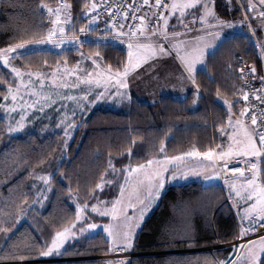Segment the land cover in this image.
I'll list each match as a JSON object with an SVG mask.
<instances>
[{"label":"trees","instance_id":"16d2710c","mask_svg":"<svg viewBox=\"0 0 264 264\" xmlns=\"http://www.w3.org/2000/svg\"><path fill=\"white\" fill-rule=\"evenodd\" d=\"M215 0L218 16L225 20L242 17V7L235 0L225 5ZM56 7L59 0H44ZM90 0H67L71 5L73 28L84 26V5ZM244 4L242 0H239ZM40 0H0V49L28 39L34 33L46 34L49 28L47 13L38 7ZM97 28V27H96ZM71 29V28H70ZM96 30V29H95ZM90 31L93 36L96 31ZM256 33L259 32L256 31ZM82 48L99 52L102 62L113 69L122 68L127 52L111 43H81ZM36 55L12 60L22 70L49 71L57 63L72 66L77 60L76 48L61 50L38 48ZM264 46L261 38L252 40L245 33H234L221 40L216 49L206 55L204 68L195 72L199 95L193 91L183 98L162 96L153 102L130 100L127 110L95 107L76 130L72 140L65 145L59 134L41 133L24 129L9 135L4 109L0 108V209L15 208L24 196L27 204L34 199L36 189L31 185L34 174L53 173L52 191L43 206L33 207L17 224L10 239L0 234V264H101L98 260L37 261L36 252L19 261L10 257L13 244L26 238H34L37 248L50 243L55 231L75 219V207L70 201L68 186L83 202L91 198L101 173H106L109 159L121 168L131 163H143L159 157L160 142L165 144L169 156L186 152L193 147L199 151L212 148L218 139L221 125L226 123L228 111L220 99L238 101V89L242 86L237 62L242 59L254 66L255 77L264 76ZM47 65H44V61ZM10 70L0 64V77L15 86ZM7 85L0 86V103ZM220 90V97L216 95ZM239 101L233 110L244 106ZM130 151V154H129ZM43 161V163H41ZM96 191V190H95ZM101 197L105 194L100 193ZM221 185H203L197 181L165 186L155 209L145 218L137 231L130 250L140 254L130 257L125 264H218L228 259L231 248L177 251L209 248L217 243H227L236 236L235 217L224 201ZM93 222L106 218L92 216ZM178 234H187L192 241L180 242ZM109 248L102 232L67 243L58 256H81L102 253Z\"/></svg>","mask_w":264,"mask_h":264},{"label":"snow or ice","instance_id":"6c2138e0","mask_svg":"<svg viewBox=\"0 0 264 264\" xmlns=\"http://www.w3.org/2000/svg\"><path fill=\"white\" fill-rule=\"evenodd\" d=\"M214 3L215 0H154V3H150V0H142L141 3H136L133 0L132 4L125 7L114 3L107 4L102 0L104 9L110 14V25L105 31L114 33V38L117 40H121L125 36L129 37L127 62L122 65V68L115 70L111 65L101 69L98 63L101 58L97 52L95 59L91 56L84 57L92 60V64L96 68V76L93 77V74L89 72L87 76H76V82L69 84L66 77L76 75L81 61H77L72 69H69L65 62L63 70H61L58 62L57 67L51 68L47 72L33 71L30 67L25 71L11 63L17 58L38 54L35 47L30 48L29 46L50 44L59 48L65 43L76 45L83 43L74 30L71 34L66 32V26L73 28L71 5L67 3V0H59L55 8L45 3L44 0H40L38 7L47 12L51 25L46 34L37 36L34 33L28 39H20L17 43L0 49V62L4 67L10 69L8 74L12 75L15 81V87H13L12 83L0 77V86L7 85L6 92L2 94L4 102L0 103V108H3L6 114L16 113L19 116V119L14 120V122L12 118L8 120L7 133L11 135L24 129L25 120L29 117V109H38L39 112L43 113L46 107L56 103L52 97L58 95V92L55 91L57 89L79 88L81 84L86 85L87 90H81L83 94L80 99L93 104L106 97L108 99L116 97L118 100L130 99L127 91H121L128 89L127 78L129 74L157 55H171L172 50L175 51L176 58L188 73V79L196 85L194 73L197 70V65L204 63L206 50L211 42L221 36L219 31H209V29L235 26L232 22L223 20L216 15ZM102 4L91 0L90 3L84 5L85 15L89 12L94 14L87 26L80 27V33L94 30L92 25L99 16V12H95V10L101 8ZM144 6H147V9ZM241 7L246 9L247 13L254 14L252 19H259L264 24V0H258V3L247 0V3L241 4ZM113 9H115V15H111ZM141 10H143V14L137 16L136 12ZM197 12L199 13L198 16ZM118 16L125 21L131 16L133 21L138 20L139 23L135 26L129 24L128 31L125 32L123 31L124 24L117 22ZM174 16L177 25H172V27L180 26L184 30L183 32H169V20ZM188 17H191V20L189 23H185ZM197 22L201 25L204 36L210 37L211 40H205L204 36L196 37L195 43L180 39L185 33L193 30L190 24ZM240 23H248L251 29L248 15H245L244 20ZM252 31L254 33L255 29ZM121 42L123 41L121 40ZM164 42H169L170 46L166 48ZM81 56L83 57L84 54L81 53ZM43 63L47 65L48 62L45 60ZM240 72V79L247 83L244 69L242 68ZM248 72L253 79L256 78L254 66L248 69ZM259 79L262 82L260 89L245 90V87L241 86L238 92L234 93V95L242 96L245 102V106L240 109L239 115L235 118L232 109L233 105L239 101L223 100L228 111L227 122L221 125L222 135H226L228 138L226 145H216L215 148H209L206 151H199L193 147L187 152L169 156L166 154L164 142L161 141L158 149L161 154L159 157L147 159L143 163L135 165L129 163L124 166L125 183L119 186V196L110 202L109 206L102 208L98 207V204H105V202L96 197L95 190L103 191L106 184H112V180L107 179L105 173H101L100 180L95 183L94 189H89L87 192L91 199L97 201L96 203L89 205L85 202L81 204L78 197L71 196L73 190L69 185L70 199L75 202V219L70 224L55 231L50 244L45 242L37 248L38 242L34 238H26L19 244H13L11 246L13 251L8 258L24 261L33 252L45 257L54 253L59 254L62 245L70 238L74 239L78 233L83 235L89 230L101 227L97 223H86L77 231V222L85 220L84 209L88 207L101 217L111 218L109 223L102 225L103 232L107 233L108 238H110L108 251L116 252L130 249L133 246L135 228L143 219L144 210L159 195L166 181L176 180L178 177L187 179L189 176H202L205 181L223 178L224 183L231 190L229 198H232V193H234L236 198L247 202V206L242 209L243 215L240 216L237 239L255 233L258 228L264 231V76L259 77ZM46 81L49 82L48 86L53 91H45ZM93 86L102 87L103 91L96 92L95 99L89 100ZM110 86H114L116 90L110 91ZM196 87L199 89V85ZM25 95L33 99H25ZM216 95L218 98L220 97L219 89H217ZM250 96L259 104L249 103ZM67 99L76 98L68 96ZM8 101L11 102L8 103ZM72 115L75 117L76 113L73 112ZM62 122H67L66 116ZM74 126L75 120L73 119L72 123L64 129L66 137L70 135L69 130ZM227 129H231V131H227ZM188 158H196L195 163H187ZM233 160H236L240 166L230 167L229 163ZM108 167L113 174L116 173L117 170L111 159H109ZM228 173L233 174L231 183H229ZM32 175H34L35 181L39 182L31 185L33 189H36L32 203H26L28 196L25 195L15 208L8 205L7 211L0 209V234H3L6 240L11 238V234L14 233L21 218L26 216L36 204L43 206L44 201L48 199L47 193L52 191L53 173H33ZM237 178H239V183L236 182ZM137 204L140 205V215L138 217L130 216L127 210L129 208L135 210ZM245 221H247V227L244 226ZM178 239L180 242L192 241V237L187 234H178ZM106 264H125V261L109 260L106 261ZM219 264H264V235L234 247L231 260L220 261Z\"/></svg>","mask_w":264,"mask_h":264},{"label":"rangeland","instance_id":"374dc122","mask_svg":"<svg viewBox=\"0 0 264 264\" xmlns=\"http://www.w3.org/2000/svg\"><path fill=\"white\" fill-rule=\"evenodd\" d=\"M222 2L225 5H227L229 3V0H223ZM242 2L244 4L247 3V1H243V0H242ZM235 3H236L237 6H239L241 8V3L239 2V0H235ZM256 3H258V1ZM53 8H55V7H53ZM242 10L243 11H242V17L241 18H239L237 20H226V21L232 22L235 25L234 27H232V28L217 27L215 29H209V31H219L221 33V36H220V38H218L216 40H213L211 42L209 48L206 50L207 53L208 52H212L221 39L226 38L228 36H231L234 33H239V34L240 33H245V34L249 35V37H251L252 40H258L260 37L258 36V33H256V31H257L256 29L261 30V34H262L261 41H262V46H264V24H262L259 19H252V16H251L252 13H247L246 9L242 8ZM214 11H215L216 15L218 16V14H217V12L215 10V7H214ZM196 14H197V16L199 15L198 12ZM245 15L249 16V22L251 23V29L249 28V24L248 23H244V24L240 23V21L244 20ZM47 16H48V14H47ZM190 20H191V17H188L185 20V23H189ZM223 20H225V19H223ZM88 22L89 21L85 22L84 26H87ZM96 24H97V22L95 21V23L92 25L93 29L94 30L96 29L95 31L97 32L96 33L97 35H95V36H93L89 32L80 33L79 32L80 28H77V30H76V27L70 29V28H68L66 26V32L68 34H71V32L74 30L76 35L83 41V43H92V44H96V43H111V44L119 45L120 40H117V39L114 38V33L110 32V31H105V29H102V28H98L96 26ZM172 25H177V20H176L175 16L172 17V20L171 19L169 20V29H168L169 32H171V31L183 32L184 31L180 26H176L175 28H173ZM49 27H51L50 23H49ZM190 27L193 30L191 32L185 33V35L180 37V39H185V40H188V41H190L192 43H195L196 42L195 38L198 37V36H204V31L201 30V25L199 24V22H197L195 24H190ZM252 29H255L256 31L253 33ZM204 39L205 40H211V38L207 37V36H204ZM164 46L166 48H168L170 46L169 42H164ZM29 47L30 48L31 47H35L36 49H38V48H50V49H53V50H61V49L68 48V47L76 48L77 51H78L77 60H76L74 65H72V66L67 65V67L69 69H72L76 65L77 61H81V64H80L79 70L77 71L76 75H72V76L66 77V79H67L69 84L76 82V76H87V74L89 72H91L93 74V77L96 76V68L92 64V60L91 59H85L84 57L91 56L93 59H95L96 58L95 57V53H97V52L96 51L90 52V51L82 48L80 44L76 45V44L65 43L64 45H62L59 48H57V47H55L53 45H50V44L36 45V46H29ZM125 51L128 52V49L125 50ZM81 53L84 54L83 57L81 56ZM170 56L175 58L179 62V64L181 65L180 61L175 56V51L174 50H172V54L171 55H157L155 58H161L163 60V59H167ZM100 58L101 59L98 60V63L100 64L101 69H104V68L107 67V65H105L102 62V57L101 56H100ZM127 58H128V56H127ZM155 58L149 59L147 62L143 63L140 68H138L134 72L130 73L129 76H128V80H130L131 83H132V80H136V79L139 80V76L141 75L140 74L141 71L143 69H146L147 66H149V67L152 66L153 61L157 60ZM0 64L3 65L2 62H0ZM59 65H60L61 70H63V68L65 66V62L60 63ZM200 66L204 67L203 64L200 65ZM113 70H115V69H113ZM25 79H27V77H25ZM33 79L35 80L36 78L34 77ZM140 79H141V77H140ZM48 85H49V82L46 81V83H45V91L46 92L53 91ZM37 86H38V84H37ZM82 89L83 90H87V86L81 84L79 86V88H71L70 87V88H67V89L61 88V89L55 90L56 92H58V95H53L52 98L56 101V103L51 104L50 107H46L44 109L43 113L39 112L38 109H29V117L26 118V120H25L24 129H30L32 131L36 130V131H39L41 133H55V134H59L61 139H62V141H63V143L65 145H67L72 140L76 130L78 129L80 124L84 121V119L86 118L88 113L91 110H93L95 107L112 108V109H118V110L120 109V110H123V111L127 110V106H128L127 99L118 100V98H116V97H113L112 99H108L106 97V98H104L102 100L97 101L94 104L82 101L80 99V97L83 94L82 91H81ZM109 90L114 92L116 89H115L114 86H110ZM132 90H135V89L132 88ZM98 91H103V88L102 87L93 86L92 92L89 94V100H94L95 99V93L98 92ZM121 91H127V90H121ZM68 96L75 97L76 99L69 100V99H67ZM61 97H63V99H61ZM25 99H29L30 100V99H33V98L25 95ZM238 101H242V96L239 95ZM10 102L11 101H8V103H10ZM219 102L222 105H224V107L227 109V105H225L223 103V99L219 98ZM241 108H242V106L238 107L237 111H234L232 109L234 118L239 115V111H240ZM17 112H19V109H17ZM73 112L76 113L75 117H73V115H72ZM33 113H35V115H33ZM65 116L67 117V122H62L64 120ZM4 117L6 119V122H8V120L10 118L13 119V122H14V120H18L19 119V116L16 113L6 114L5 111H4ZM73 119L75 120V126L72 127L69 130L70 131V135H68L66 137L64 129L68 126V124L72 123ZM21 131L22 130L14 132L13 134H16V133L21 132ZM227 131H231V129H227ZM220 141H222V142H220ZM223 141H226V143H223ZM227 143H228L227 136L226 135H222L221 130H220V132L218 133V139H217L216 143L214 144V146L212 148H215L216 145H226ZM176 155H178V154H176ZM111 161H112V164H113V160H111ZM195 161H196V158H188L187 163L191 164V163H195ZM124 166H122L121 168L114 166L115 169L117 170L116 173H114V174L112 173V170L108 167V169H107L105 174H106L107 179L112 180V184H110V185L106 184L104 186L103 192H104L105 195L103 197L100 196L101 195L100 194L101 193L100 190H96L95 191L96 197H98V199L100 201H104L105 202V204H98V207L102 208V207H105V206H109L110 202H112L116 197L119 196V194H120L119 186L121 184L125 183V173L123 172ZM129 180H131V178H129ZM190 181H198V182H200V183H202L204 185L213 184V183H219L227 191L228 194H230V191H231L229 186L224 183V179L221 180V178H217V179H214L212 181H205L202 176H189L187 179H183V178H179L178 177L176 180L166 181L164 187L160 190L159 195L157 197H155L152 200V202L148 205L147 209L144 210L143 219L139 221V226L135 228V231H134V234H133V239H134L137 231L141 227V225H142L143 221L145 220V218L157 206L159 198H160L161 193L163 192L165 186L171 185V184H183V183L190 182ZM231 182H232V177H229V183H231ZM236 182L239 183V178H237ZM47 195H48V193H47ZM71 196L72 197H78V195L76 193H72ZM232 197L234 198L233 206L235 204V206L233 208L236 211L238 221L240 222V216L243 215L242 209L247 206V202L245 200H240L239 198H236L234 193H232ZM70 201L75 207V202L73 201V199H70ZM78 201L81 204L85 203V202L81 201L79 199V197H78ZM96 202L97 201L95 199H90L87 203L90 205V204L96 203ZM43 205H44V203H43ZM39 206H41V205L40 204H36L34 207H39ZM75 210H76V208H75ZM238 210H240L239 214H238ZM127 211H128V214L130 216L138 217L140 215V212H141L140 205L137 204L135 210L132 209V208H129ZM96 215L98 217H101L98 213L92 212L90 207L84 209L85 220L82 221V222H77V231H78L79 227L85 226L86 223H97L101 227H98L97 229L89 230V232H86L83 235H80L78 233L76 238H74V239L70 238L69 240H67L65 242V244L62 245L60 250H62L63 247L69 242H72L74 240H78V239H80L82 237L93 235V234H95L97 232H102L104 237L108 241V244L110 245V238H108L107 233L103 232L102 225L105 224V223H109L111 218L110 217H102V218H106L107 220L106 221H101L100 220V221H97V222H93L92 216H96ZM244 225H246V224L244 223ZM50 243H51V241H50ZM214 248H216V247H214ZM233 249L234 248L232 247L231 248V252H232L231 256L228 257V260L226 259L225 261H230L231 260L232 255H233ZM58 255L59 254H55L54 253V254L46 256V257L45 256H41V258L38 259L37 261H40L41 259H45L47 257H54V256H58ZM101 264H106V263L101 262Z\"/></svg>","mask_w":264,"mask_h":264},{"label":"crops","instance_id":"0c3cea01","mask_svg":"<svg viewBox=\"0 0 264 264\" xmlns=\"http://www.w3.org/2000/svg\"><path fill=\"white\" fill-rule=\"evenodd\" d=\"M243 1H247V0H243ZM257 1L258 0H253L254 3H256ZM253 15L254 14H251V16ZM170 19L172 20V18ZM256 30L259 32V35L261 38L262 37L261 30H258V29ZM221 40L218 42V44L221 42ZM212 52H208V53L206 52V55ZM155 59L157 60L153 61L152 66L150 67L147 66L146 69H143L141 71L139 80L137 79L132 80V83L130 80H128L127 93L130 96V99H127L128 103L130 102L132 98L138 101H145V102H153V101L158 100L160 97L167 96V95L175 97V98H183L189 91H193L195 98L199 95L200 92L197 89L196 85L192 84V82L188 79V73L185 71L183 66L180 65L179 62L175 58L170 56L167 59H163V60L161 58H155ZM204 63H205V58H204ZM200 65L202 64L197 65L196 71L204 68V67H201ZM132 88L135 90H132ZM244 106H242V108ZM227 118H226V122H227ZM223 143H226V141H223ZM213 184H219V183H213ZM223 190H224L225 195L229 197V194L227 193V191L224 188ZM230 199H231V203H230L231 209L234 213V216L237 218V213L233 208L234 198L232 197ZM245 224L247 225V221H245Z\"/></svg>","mask_w":264,"mask_h":264},{"label":"built area","instance_id":"2783aa9c","mask_svg":"<svg viewBox=\"0 0 264 264\" xmlns=\"http://www.w3.org/2000/svg\"><path fill=\"white\" fill-rule=\"evenodd\" d=\"M91 2V0H90ZM89 2V3H90ZM96 3L98 4H102V0H95ZM105 3L107 4H117V5H124L125 7L129 4L133 3V0H104ZM136 3H141L142 0H135ZM150 3H154V0H150ZM145 9H147V6H144ZM95 12H99V16L96 20L97 24H98V28H102V29H106L107 27H109L110 25V14L104 9L103 4L101 6V8L96 9ZM94 13H87V15H84L85 20L89 21L91 19V16ZM143 14V10L136 12V15H142ZM111 15H115V9H113V12ZM117 22L118 23H123L124 24V28L123 31L127 32L128 31V26L129 24L135 26L136 24L139 23L138 20L133 21L131 19V16L128 17V19L125 20H121L120 17H117ZM121 40L123 42H121ZM120 40V47L122 50H127V43L129 42V37L125 36L122 37ZM262 61L264 64V59L262 57ZM238 70L240 72V70L243 68L244 69V75L245 78L247 80V83H245V81H242V86L245 87V90L248 89H260L262 86V82L260 79H253L252 75L248 72V69H250L252 66L246 64L242 59L239 58L238 62ZM241 75V72H240ZM255 75V74H254ZM249 103L251 104H259V102L253 100L250 96V100ZM230 167H234V166H240L238 165L236 160H233L229 163ZM228 177H232L233 174L228 173L227 174ZM223 179V178H221ZM227 204H230L231 199L226 197L224 200ZM235 223H236V236L234 238V240L227 242V243H218L216 244V248H234L236 246H238L239 244L245 243L248 240H253L256 239L258 236L264 235V231L260 230L259 228L257 229V231L255 233L249 234L245 237H243L242 239H237L238 233H239V226H240V222L235 219ZM245 227H247V225H244ZM214 247H209V248H194V249H184V250H175V252L177 251H194V250H209L211 251ZM140 253L132 251L130 249H127L125 251H116V252H109L108 250L102 253H94V254H89V255H81V256H69V257H56V258H46V259H41L40 262H44V261H63V260H98V261H102L104 263H106V261L112 260H124L125 263L127 262V260L132 257V256H136Z\"/></svg>","mask_w":264,"mask_h":264},{"label":"water","instance_id":"95a60500","mask_svg":"<svg viewBox=\"0 0 264 264\" xmlns=\"http://www.w3.org/2000/svg\"><path fill=\"white\" fill-rule=\"evenodd\" d=\"M215 246H216V245H215ZM215 246H214V247H215Z\"/></svg>","mask_w":264,"mask_h":264}]
</instances>
